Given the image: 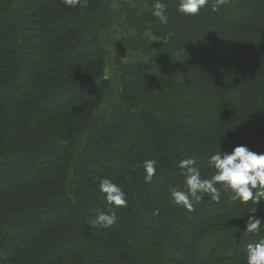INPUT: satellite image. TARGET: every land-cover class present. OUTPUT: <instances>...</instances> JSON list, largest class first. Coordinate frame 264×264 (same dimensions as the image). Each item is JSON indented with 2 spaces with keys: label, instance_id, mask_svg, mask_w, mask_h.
I'll return each instance as SVG.
<instances>
[{
  "label": "trees",
  "instance_id": "16d2710c",
  "mask_svg": "<svg viewBox=\"0 0 264 264\" xmlns=\"http://www.w3.org/2000/svg\"><path fill=\"white\" fill-rule=\"evenodd\" d=\"M152 3L145 0L139 18V4L122 8L136 34L123 48L143 49L150 63L124 66L112 102L98 113L112 90L101 33L92 28L111 25L105 0L75 7L0 0V264H220L242 258L247 243L264 237V225L254 236L245 218L229 217L255 209L252 202L206 197L192 212L170 203L171 190H183L178 161L195 158L209 178L207 156L218 147L264 152V132L252 123L264 115V0H228L218 11L209 0L193 17L177 13L178 0H165L167 24L151 16L145 5ZM242 88L248 103L234 105L231 96ZM160 109L182 119L171 124ZM128 130L143 140L140 159ZM149 159L157 173L144 183ZM130 167L138 176L121 175ZM45 174L50 195L34 186ZM101 178L128 201L113 209L117 223L107 229L89 226L109 211L96 191Z\"/></svg>",
  "mask_w": 264,
  "mask_h": 264
},
{
  "label": "clouds",
  "instance_id": "9594fccd",
  "mask_svg": "<svg viewBox=\"0 0 264 264\" xmlns=\"http://www.w3.org/2000/svg\"><path fill=\"white\" fill-rule=\"evenodd\" d=\"M67 7H75L80 0H62ZM228 0H215L213 11H218ZM209 4V0H178L176 11L181 17H193L200 14L201 9ZM151 16L160 24L168 23V5L165 0H153L151 5H145ZM155 36V33H149ZM155 41V40H154ZM208 166L214 170V175L203 178L195 158H187L177 162L179 175L182 177L183 190L172 189L170 203L179 206L187 212L194 210V202H201L206 197L215 203H220L226 194L227 200L233 206H247L249 202L255 205L254 211L245 214L244 229L248 234L259 236L264 225V217H257V205L264 201V152L257 153L247 145H238L230 151L218 150L207 156ZM143 181L151 183L157 173V161H143ZM96 191L109 211L99 212L89 222L92 228L107 229L117 223L115 208H126L128 201L124 190L109 178H101ZM158 215V210L154 213ZM242 264H264V237L246 244L242 251Z\"/></svg>",
  "mask_w": 264,
  "mask_h": 264
},
{
  "label": "rangeland",
  "instance_id": "374dc122",
  "mask_svg": "<svg viewBox=\"0 0 264 264\" xmlns=\"http://www.w3.org/2000/svg\"><path fill=\"white\" fill-rule=\"evenodd\" d=\"M137 3V5L139 4L140 7H138V10L135 12L136 16L139 17H143L146 15L147 11L144 9V3L145 0H105V9L104 10H108L111 15H113L112 17V21L109 22L111 25L108 27V25L106 26V21H104V25L106 27H102V24H99V22H96L95 25H93V29L98 30L101 35H100V42H101V46L104 50V66H105V77L109 78L112 84V90L110 89L108 91V94L105 98L104 103L99 107L98 109V113L103 112L104 110L107 109V107L109 106V104L112 102V99L114 98V94H113V90H114V86L116 87V85L118 84V81L120 79V76L122 75V71L124 69V66L126 65H135V64H148L150 63V55L145 52L143 49H137V50H130V49H125L123 48V40H128L131 37L135 36V31H134V27L130 26L129 24H127L128 20L126 18V12L123 13V7L128 9L130 11L131 6L133 3ZM124 3V4H123ZM150 4V3H149ZM135 11V10H134ZM102 13H104V11H101L97 16H94L95 21L96 20H100L102 17ZM117 14V16H116ZM131 14V13H130ZM104 16V14H103ZM116 16V17H115ZM2 21L3 22H7L5 16L3 15L2 17ZM108 23V22H107ZM99 25L101 26V28L99 29ZM147 34V33H146ZM39 73H46L43 70H39ZM117 89V88H116ZM116 97V94H115ZM233 98L234 101V105L240 104V103H248V99L249 96L247 95V93L245 92V89L242 88L241 91L237 94H234L233 96H231ZM245 104V105H246ZM133 108V107H132ZM245 109H248V107H245ZM132 112V111H130ZM161 112V113H160ZM184 112V111H182ZM246 112L249 114V116L252 117V114L249 112V110H246ZM158 115H163L165 116V118L163 117V119H168V121L171 124H175L177 122H180V120L182 119L178 113L175 114H169V115H165L162 110H158ZM119 119H115V121H118ZM130 118H126V121L132 123V121H130ZM165 122V124L169 127L170 123L169 122ZM252 123L254 124V126L258 127L259 129L262 130V132H264V115L261 116L258 119H254L252 120ZM126 124V123H125ZM125 127V126H124ZM91 129V125L90 127L87 129V132ZM137 129V128H135ZM170 131L174 134L176 132V129H173L172 127H169ZM84 135H82L80 137V143H82V139ZM127 137L130 138L131 141L137 143V147L133 150V153H135L137 155V159L141 158V152H142V144H143V140L142 138L139 137L138 133L135 132L134 130H128L126 132ZM108 137V136H107ZM110 142L114 143V142H118V145L120 147H122V140L119 139H115V138H109ZM121 140V141H120ZM78 141V140H77ZM72 154L74 156V154H77V150L75 149L74 146H72ZM74 162H76V157ZM73 162V166L75 165V163ZM131 166V165H130ZM129 172L127 173H121V175H127L128 177H136L139 174L138 169L134 168V167H130L129 168ZM202 177H208V175H210L209 173H201ZM51 176H49L48 174L43 175V180L42 183H46L48 182ZM47 179V180H46ZM36 186V189L40 190V191H49V195L52 194V190L53 188H51V186L49 185H34ZM33 187V185H32ZM246 209V208H245ZM245 209H240V212H235L234 214L230 215V218H240V216L244 217L245 214L241 213L242 211H244ZM258 210L255 212V215L257 217L259 216H263L264 215V208L259 207L257 208ZM245 211H247V213H251L252 211H254V209H246ZM246 219V217H245ZM73 257V255L71 256ZM244 257L236 259V260H231L230 262H222L220 264H242Z\"/></svg>",
  "mask_w": 264,
  "mask_h": 264
}]
</instances>
